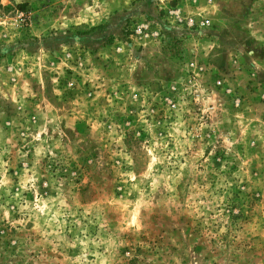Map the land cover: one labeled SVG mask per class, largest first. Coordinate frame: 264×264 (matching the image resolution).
I'll return each mask as SVG.
<instances>
[{"label":"rangeland","instance_id":"rangeland-1","mask_svg":"<svg viewBox=\"0 0 264 264\" xmlns=\"http://www.w3.org/2000/svg\"><path fill=\"white\" fill-rule=\"evenodd\" d=\"M0 264H264V0H0Z\"/></svg>","mask_w":264,"mask_h":264}]
</instances>
